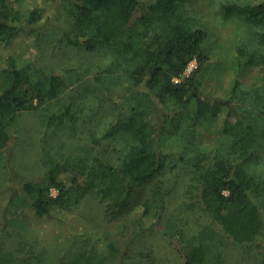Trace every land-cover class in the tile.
Here are the masks:
<instances>
[{"label": "trees", "instance_id": "trees-1", "mask_svg": "<svg viewBox=\"0 0 264 264\" xmlns=\"http://www.w3.org/2000/svg\"><path fill=\"white\" fill-rule=\"evenodd\" d=\"M62 2L68 24L56 29L59 42L97 60L53 67L11 56L0 73V158L22 115L37 113L52 131L42 140L40 177L14 185L24 225L60 219L91 196L108 221L131 216L144 229L152 220L150 186L159 211L181 188L209 217L197 232L178 224L173 239L183 264H226L224 240L245 254L256 249L264 264V0ZM14 3L0 0V45L22 32L38 40L46 23L45 8ZM212 60L220 68L232 62L231 84L212 85ZM100 113L103 125L87 126L84 136L82 125ZM208 124L215 137L206 144L197 136ZM18 240L0 250V264L103 261L89 248L71 249L68 260L46 258L28 236Z\"/></svg>", "mask_w": 264, "mask_h": 264}, {"label": "rangeland", "instance_id": "rangeland-1", "mask_svg": "<svg viewBox=\"0 0 264 264\" xmlns=\"http://www.w3.org/2000/svg\"><path fill=\"white\" fill-rule=\"evenodd\" d=\"M14 1L15 6L23 11L35 7L45 8L46 23L44 28L41 27L42 34L38 40L36 33L22 32L9 44L0 45V73L6 68L11 56L18 58L19 63H43L44 66L49 64L53 67L88 65L97 60L96 55L59 42L61 37L58 34L61 31L57 32L56 29L64 28L68 24L62 0ZM225 35L229 36L228 31ZM221 44L227 45L225 37H222ZM218 55L219 53L215 56ZM219 63V60L211 61L207 77L214 86H219L218 79L225 85L231 84L234 77L229 66L232 62L227 63L224 68H220ZM196 66V61H193L189 65L190 71ZM87 111L88 109L85 115H88ZM102 117L103 113L91 116L92 119L82 125L80 131L84 136L89 132L87 126L94 129L95 125H103ZM42 122L35 112L22 115L18 132L8 152L0 158V250L5 246L15 248L19 238L28 236L32 248L46 252V258L55 255L68 260L71 249L75 252L89 248L102 255L103 261L100 264H183L173 239L178 224L184 223L197 232L200 226L208 224L209 217L201 207L193 206L191 201L185 199L181 188L167 198L166 207L159 211L155 208V196L151 193L153 186H150V192H146L145 197L150 199L152 220L149 227L144 229L131 216L108 221L104 205L91 196L60 219L47 218L37 226L24 225L26 208L14 185L18 184L20 178H39L37 175L43 171L39 163L45 146L42 140L50 139L52 131ZM214 137L215 127L208 124L206 131L198 132L197 139L207 144ZM159 177L164 179V184L170 180L168 172ZM52 193L57 195L55 189ZM224 243L221 247L226 256L224 263L260 264L261 257L256 249L245 254L243 249L234 244H229L226 240ZM111 245L116 246L115 253L112 252Z\"/></svg>", "mask_w": 264, "mask_h": 264}, {"label": "built area", "instance_id": "built-area-1", "mask_svg": "<svg viewBox=\"0 0 264 264\" xmlns=\"http://www.w3.org/2000/svg\"><path fill=\"white\" fill-rule=\"evenodd\" d=\"M190 70H191V68H190V67H189V68L186 70V72H185V75H186V76H188V75L191 73V71H190Z\"/></svg>", "mask_w": 264, "mask_h": 264}]
</instances>
